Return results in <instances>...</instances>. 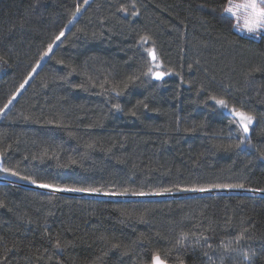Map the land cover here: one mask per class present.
Segmentation results:
<instances>
[{
  "label": "trees",
  "instance_id": "trees-1",
  "mask_svg": "<svg viewBox=\"0 0 264 264\" xmlns=\"http://www.w3.org/2000/svg\"><path fill=\"white\" fill-rule=\"evenodd\" d=\"M227 3L0 0V178L99 194L264 189V33L236 30ZM156 63L160 82L146 74ZM233 108L254 117L247 136ZM156 252L264 264V196L0 182V264H150Z\"/></svg>",
  "mask_w": 264,
  "mask_h": 264
},
{
  "label": "snow or ice",
  "instance_id": "snow-or-ice-1",
  "mask_svg": "<svg viewBox=\"0 0 264 264\" xmlns=\"http://www.w3.org/2000/svg\"><path fill=\"white\" fill-rule=\"evenodd\" d=\"M85 3H87V0H85ZM122 11H126L125 8L122 7ZM77 12L80 11V6H77L76 9ZM223 13L228 14L229 18H234L236 20L235 27L239 28L242 31H246L251 34H258L260 31L264 30V0H241V2H235V0H228L227 6L223 8ZM75 17V13L73 14ZM71 23V21H69ZM67 27V26H66ZM65 33L61 31L59 35H57L53 41L52 44L48 45L47 51L43 54V56H47L50 52L53 50V44L56 43V41H60L61 37H63ZM143 40H147V37H143ZM149 55L151 56L152 60H156V54L154 50H149ZM43 56L41 59H43ZM39 66V65H38ZM158 68L159 65H156ZM33 72L36 71V68H33ZM153 75L156 79H161L166 73L160 72V71H153L152 68H149L148 73ZM31 76V73L29 74V77ZM28 83V79L24 81L23 84L20 85V88H23L25 84ZM19 91V89H18ZM15 99V97H13ZM213 99H216L213 97ZM218 104L221 106L226 107V102L223 99L216 100ZM9 104L12 103V100L10 99ZM5 108L8 107V105L4 106ZM3 110L0 109V112ZM232 114L237 118L236 123L237 125L242 129L244 133L249 132V125L252 124L254 117L242 110H237L235 108L232 109ZM243 143V141H241ZM240 145H236V147H239ZM14 175H18L17 173H13ZM22 179L28 180L29 183L37 185L40 188H47L52 189L53 191H81V192H96L98 189H85V188H57L51 184L46 183H38L36 179H32L30 177H22ZM239 187H243V185H240ZM199 190V191H206V189H193ZM253 191H261L264 192V189H256ZM120 195H124L126 193H119ZM138 195H145V193H137ZM159 194V193H157ZM239 240V238H237ZM57 248L60 247V244L57 243L55 245ZM211 247V246H209ZM152 264H165V261L161 259V256L159 252H156L152 256Z\"/></svg>",
  "mask_w": 264,
  "mask_h": 264
},
{
  "label": "water",
  "instance_id": "water-1",
  "mask_svg": "<svg viewBox=\"0 0 264 264\" xmlns=\"http://www.w3.org/2000/svg\"><path fill=\"white\" fill-rule=\"evenodd\" d=\"M148 57L151 61L152 58L151 56L148 54ZM154 71H160V72H163L164 71L162 70H159V69H156ZM165 77V75L161 78V79H156L153 75L150 76V78L153 80V81H162V79ZM245 135L247 136L248 133H245ZM2 161H3V156L2 154L0 155V170H1V167H2ZM12 178L16 179L17 182H21L20 179H18L17 177L13 176ZM1 182V181H0ZM23 182V181H22ZM24 183V182H23ZM25 186L27 187H30V188H37V189H40V190H44V191H48V192H60V193H64V194H72V195H76V196H86V197H98V198H101V197H105V198H116V199H132V200H135V199H145V198H148V199H156V198H167V197H178L179 195H184V196H189V195H200V194H211V193H222V192H238V193H247V194H251V195H263L264 196V192H261V191H253V190H250V189H239V188H222V189H215V188H211V189H206V191H199V190H189V191H184V192H171V193H159V194H145V195H138V194H124V195H120V194H99V193H93V192H81V191H53L52 189H47V188H40L38 187L37 185H34V184H31V183H25L24 184ZM23 185V186H24ZM152 264V261L151 263ZM165 264H168L167 262H165ZM171 264V263H170ZM183 264V263H181Z\"/></svg>",
  "mask_w": 264,
  "mask_h": 264
},
{
  "label": "rangeland",
  "instance_id": "rangeland-1",
  "mask_svg": "<svg viewBox=\"0 0 264 264\" xmlns=\"http://www.w3.org/2000/svg\"><path fill=\"white\" fill-rule=\"evenodd\" d=\"M235 2H241V0H235ZM233 20H234V22H235V24H236V20L233 18ZM236 28V30H238L240 33H245V34H250V35H252V36H256V37H258L261 33H264V30H262V31H260L258 34H251V33H248V32H246V31H242V30H240L239 28H237V27H235ZM156 65H159L158 63H156V64H154L153 66H152V69H160V65H159V67L157 68L156 67ZM236 117L234 118V121H236ZM252 125V124H251ZM251 125H249V128H250V126ZM242 130V129H241ZM0 181L2 182V181H6V182H10V183H16V184H20V185H24L25 183H28V182H26V181H24V183L21 181H19V182H17L16 181V179H14V178H12V176H10V175H5V174H1V178H0Z\"/></svg>",
  "mask_w": 264,
  "mask_h": 264
},
{
  "label": "built area",
  "instance_id": "built-area-1",
  "mask_svg": "<svg viewBox=\"0 0 264 264\" xmlns=\"http://www.w3.org/2000/svg\"><path fill=\"white\" fill-rule=\"evenodd\" d=\"M4 182H6V181H4Z\"/></svg>",
  "mask_w": 264,
  "mask_h": 264
}]
</instances>
